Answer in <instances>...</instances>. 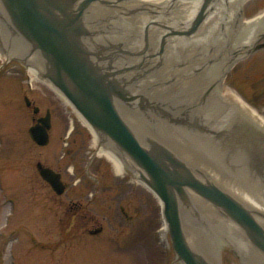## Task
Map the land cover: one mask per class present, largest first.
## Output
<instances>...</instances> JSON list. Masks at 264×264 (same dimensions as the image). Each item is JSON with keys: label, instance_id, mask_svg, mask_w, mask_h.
Returning <instances> with one entry per match:
<instances>
[{"label": "rangeland", "instance_id": "obj_1", "mask_svg": "<svg viewBox=\"0 0 264 264\" xmlns=\"http://www.w3.org/2000/svg\"><path fill=\"white\" fill-rule=\"evenodd\" d=\"M137 1L140 4L143 1L152 10L155 9L151 5L165 3V0ZM221 11L227 12L221 18L219 13L216 29L207 30L200 35L204 40V50L201 53L206 52L205 59L210 58L211 61L215 58L214 62L217 63L231 58L234 47L242 42L238 30H231L232 27H237V21H247L262 14L264 0H246L241 5L240 13L233 12L236 13L233 17V13L230 14L227 8ZM136 13L145 17L147 12ZM172 15L177 14L167 4L156 17L158 16L159 22L167 19L164 24L176 26L175 18H168ZM124 24H113L116 32L114 37L123 35L122 42L131 47L128 25ZM101 37L102 33H99L97 38ZM9 38L11 41L8 42H2L0 38V264H67V257L70 255L78 257L77 264H97L102 261L106 264H144L149 259V263H155L156 250L163 245L161 228L164 220L159 200L130 171L121 174L114 171L112 162L100 152L101 144L78 112L51 84L34 72L36 67L30 63L34 54L27 56L25 47L13 37ZM192 54L195 56V53ZM246 56L243 53L233 59L232 67L224 75L223 91L238 97L264 121V95L249 96L247 100L239 91L242 85L230 81L232 74L239 75L242 63L247 60ZM174 66V61L168 60L166 74L170 75ZM204 67H207L205 62ZM176 69L175 72H179ZM182 78L185 79V85L191 79L179 76L176 80L179 82ZM192 88L189 90L186 87L193 93L196 87ZM23 95L33 101L40 115H44L46 110L50 112V140L46 146L36 147L30 139L28 128L33 123V114L25 106ZM164 95L166 96L163 97ZM161 96L167 100L165 106L167 104L172 108H183L181 100H174L176 98L171 97L167 87L161 92ZM168 97L171 99L170 104ZM163 99L158 97L155 100L153 104H156V108H163L164 114L179 113L163 107ZM195 108L203 115L207 112L206 101L201 105L195 104ZM197 109L189 110L188 122L191 125L184 120L183 124L187 125L185 127L168 121L166 116L161 117L147 110L137 109L135 112L142 114V119L153 120L155 124L161 125L162 131L161 128L158 129L159 125L152 129L167 138L173 146L193 147L188 153L190 159L194 158L204 167L212 168L227 187L232 186L237 194L251 197L253 205L264 213V177L261 175L264 157H260L259 153L260 150L264 151V142L247 128L240 127L237 119L232 116L227 117L222 130L215 129L216 132L204 134L203 127L192 125H205L204 120L201 123L198 119ZM212 136L217 139L214 146L208 143ZM226 139L233 140V148L226 149V158L215 157L224 156L220 149ZM74 140L76 142L72 144ZM71 148L76 150L65 153ZM75 151L78 153L75 154ZM61 157L68 162L62 171L66 183L72 187L73 193L70 191L69 195L74 199H82L89 212L101 219L115 214L113 208H109L114 202L123 206L132 220L127 222L119 217L113 223H108L105 218L101 220L103 234L58 244L62 225L57 222V217L62 213L56 208L55 197L51 192L46 187H41L43 181L38 177L35 163L40 161L54 166ZM91 158L93 160L86 167ZM100 162L106 169H100ZM86 169L95 179L86 176ZM62 198L64 197L56 198V201L63 200ZM203 212L195 207L182 208L185 233H192L197 241L214 253L218 251L220 264H242L243 255L234 252L231 245H222L219 250L213 245L220 226ZM135 232L134 243L131 239ZM166 237L169 239L168 234ZM98 241L103 244L101 248L95 247ZM257 254L256 258L260 261V256L263 255L259 252Z\"/></svg>", "mask_w": 264, "mask_h": 264}, {"label": "water", "instance_id": "obj_2", "mask_svg": "<svg viewBox=\"0 0 264 264\" xmlns=\"http://www.w3.org/2000/svg\"><path fill=\"white\" fill-rule=\"evenodd\" d=\"M132 1L135 0H0V27L11 32V37L26 41L30 46L27 56L40 55V76L68 100L101 143H109L116 157L128 160L139 171L140 181L161 203L176 261L208 264L190 247L186 238L182 207H190L181 203L185 202L186 189L196 192L236 223L249 242L264 255V226L259 219L264 218L263 213L247 208L216 183L205 180L202 171L196 169L203 179L196 176L194 170L162 143L149 138H144L142 143L122 117L118 104L129 105L135 100L121 83L126 78L125 72L137 69L139 74L138 70L143 71L146 61L155 54L145 53L149 48L147 25L143 29L144 44L141 47L128 48L123 42L100 41L97 36L102 33V22L96 10L103 6L122 10V4ZM190 1L200 2L194 18L181 29L163 24L161 27L166 31L160 37L159 53H162L168 37H190L196 33L218 0ZM142 11L147 15L150 9L144 4L127 7L122 13L129 15ZM130 57H141L140 62L134 66L120 65L121 59L129 60ZM25 102L30 104L27 98ZM155 105L141 101L135 108L167 116ZM38 110L34 107L33 112ZM50 126L47 111L29 127L28 133L34 142L46 145ZM40 174L57 193L63 191L59 175L53 170L41 168Z\"/></svg>", "mask_w": 264, "mask_h": 264}, {"label": "bare ground", "instance_id": "obj_3", "mask_svg": "<svg viewBox=\"0 0 264 264\" xmlns=\"http://www.w3.org/2000/svg\"><path fill=\"white\" fill-rule=\"evenodd\" d=\"M245 1L246 0H218L213 9L210 11L211 14H208V17L203 21L202 25L196 33H194L190 37H168L162 53H159V42L160 37L166 30H164L161 26L167 22V19H165V22L163 21L164 23L159 22L158 16L156 17L157 13L160 12L161 8H166L168 4V8H170V10L174 12V14H177L176 16L172 15L171 17H168L170 20L172 18H175V21L177 23L176 26L170 25V27L181 29L191 23L199 8V1L165 0V3L163 5H158V3H155L151 5L155 10L150 9V12L146 15V17H142L137 14H135L134 16L130 14L128 16L123 15L122 12H124L127 7L139 5L141 2L139 3L138 1H132L122 4V6L124 7V9L122 8V10H117V8L110 9L101 7L96 11L100 14L99 20L102 22V37L100 39V41L102 42L105 41L113 44L118 42L120 43L124 40L123 35L117 38L114 37L116 32L113 29L114 26L112 23L117 24V22H121L125 24L127 23L129 36L132 40H134L136 44L138 43L139 45L142 39L141 32L144 29V26L147 25L146 32L150 44H148L149 48L145 53H154L155 56L149 61H146V66L143 68V71L138 70L139 74L134 71L125 72L124 75H126V78L122 77L123 80L121 79V83H124L129 95H134L135 100L130 102L129 105L120 103L118 104V109L122 117L131 127V129H133L138 134V136L140 137V141L143 143L144 138H149L150 140L162 143L167 148H169L180 160H182L192 170H194L193 172L196 176L202 178L198 173H196V169L202 171L204 173L203 177L205 180L216 183L222 189L242 202L247 208L256 212H261V210L257 209V207L253 205V199L251 197H247V195L240 193L237 194L232 186L227 187L228 185L226 186L225 182H223L218 176H216L212 168L204 167V165L196 162L194 158L190 159L188 153L189 151H191V149H194L193 147L191 148L173 146V144L170 143L167 138L162 137L159 133L152 129V127H158V129L160 130L161 128L162 131L161 125L155 124L153 120H144L141 118L142 114L135 112L136 105H139L141 101H144L145 103H154L155 100L158 99V97L159 99H163L161 96V92L167 87V90H170L171 97L176 98L174 100H178L179 98L182 103L181 105L183 106V108H172V106L167 104L165 106L167 100L163 99L164 102L161 103L163 107L171 108L174 112H179H171V114L166 113L168 121L170 120V122H172L173 120V123L175 124L183 125V127L187 126L184 124H190L188 122L189 110H191L192 108L196 110L197 108H195V104L201 105L202 102L206 101L205 111L207 110V112L203 113V115L200 114L202 112H199L198 109L196 112L198 119L201 121V123L202 120H204L205 125L197 126L192 123L194 127H203L204 134L214 131L216 132L215 129L222 130L227 117L230 118L232 116L237 119L240 127H243L244 129L247 128L258 139H261L262 142H264V121L262 120V118H260L253 109L242 103V101L238 97L232 94H227L223 91L224 75L225 72L228 71L229 68L233 65V59L236 56H242L244 50L248 49L249 46L259 38L264 37V12L250 20H241L239 22L237 21V27H232L231 30H238L239 37L240 39H242V42L234 47L233 55L231 56V58H228L226 61L222 59L220 63H217V61L214 62V60H216L215 58H212L211 61H209L210 58L206 60V52L201 53L204 50V40L200 38V35L204 34V32H206L207 30L216 29V22L219 13L221 18L227 12L221 10L223 8H227V10H230V14L236 11H239L240 13L241 5ZM234 14L236 13H233L231 17H233ZM106 28L107 30H105ZM10 33L11 32H9L8 30L0 27V38H2V42H8V40L11 41V39L9 38ZM13 38L16 40V42L21 43V45L25 47L26 52L29 51L30 46L26 43V41H23L22 39L19 40V37L17 36H13ZM192 53H195V56ZM196 55H198V57H196ZM140 58L141 57H130L129 60L121 59L120 65L122 63L128 65L130 63V66H134L140 62ZM168 60H173L175 64V66L170 70V75L166 74L165 72ZM30 61V63L36 67V70H34V72L36 74H40L42 66V58L40 57V55L34 54L30 58ZM204 62L206 63L207 67H204ZM176 68L179 69V72H175ZM136 70L137 69H135V71ZM179 76L191 79H189L188 84L185 85L184 78L180 79L179 82L176 80ZM128 79L131 81L129 82ZM192 86L196 87V90L193 91V93L192 91H189L193 89ZM186 87H189V90L186 89ZM165 96L166 95H164L163 97ZM170 103L171 99L169 98L168 104ZM160 111L162 113H165V110L163 108H161ZM155 125L159 126L156 127ZM209 135L205 136L207 137ZM208 143L214 146L217 144V139L212 136L209 138ZM233 143V140L231 141L230 139H226L222 148L220 149L221 154H223L224 156L215 157L226 158V149H232ZM101 146L102 147L100 148V152L112 162L114 171L117 174H121L125 169H129L133 172V176L135 177V179L139 181V171L135 169L128 160H122L121 158L119 159L118 157H116L117 155L112 151V146L109 145V143L103 141V143H101ZM243 150L246 151L245 149ZM247 153L249 154V152ZM259 153L261 154L260 157H264L263 150H260ZM226 163L231 164L227 161ZM261 175L262 177H264V170H262ZM262 180L264 182V179ZM185 198V202L181 203H186L189 207H195L197 210L199 209L200 211H204L214 221H217L218 225L220 226L218 227L220 230L215 235L216 238H214L213 242V245L216 246L217 250H219L222 245H231L236 252H240L243 255L242 264H264V256H260V261L259 258H256L258 257V251L252 246V244L246 238L243 230L236 223L225 217L217 208L208 203L193 190L186 189ZM262 224L264 226V222ZM166 231L167 225L166 223H164L161 228L162 238H165ZM186 238L190 247L194 249L198 254H200L208 262V264H220L219 256L217 254L218 251L214 253V251L209 249L205 244L197 241L198 239H196L192 235V233H187Z\"/></svg>", "mask_w": 264, "mask_h": 264}, {"label": "flooded vegetation", "instance_id": "obj_4", "mask_svg": "<svg viewBox=\"0 0 264 264\" xmlns=\"http://www.w3.org/2000/svg\"><path fill=\"white\" fill-rule=\"evenodd\" d=\"M243 53H246V62L242 63V67L240 69L239 75L233 76V74L230 77V81L233 83H238L242 85L241 89L239 90L242 96H245L248 100V97H257L264 95V37L259 38L257 41H255L252 45L249 46L248 49L244 50ZM232 67V66H231ZM26 98V95H23V99ZM28 99V98H27ZM30 104L25 106L32 111V125L37 123V120L41 117H44V115H40L39 111L37 113L33 112V109L35 107L32 100L29 99ZM48 111V110H47ZM49 112V111H48ZM50 114V112H49ZM51 121V116H50ZM51 129V128H50ZM49 140H50V130H49ZM31 141L36 147H43L46 145H39L36 142L32 140ZM75 140L72 142V144H75ZM49 143V142H48ZM76 150L74 148L67 149L65 153L69 154L70 151ZM78 152L75 151V154ZM91 160L87 163L86 167L89 166ZM64 162V163H63ZM71 164L73 162H70ZM68 165V162H65L63 157L59 159L57 162V165L50 166L45 163H41L40 161H36L35 167L38 171V177L40 180L43 181V184L41 187H46L51 194L55 197L54 204L56 203L58 208L62 215L57 217V222L62 225L61 227V235L58 241V244L62 245V242H73L77 240H82L86 237H96L101 234H103V227L101 226V220H104L105 218L108 219V223H113L116 218L121 217L123 221L130 222L132 220V216L128 215L125 208L121 205H117L116 203L112 202L111 205H109V208H113V212L117 215H111L109 217L104 216L102 219L98 216L92 215L89 210L87 209V205L84 204V201L82 199L73 198L71 195H69V192H72V187H69L64 179L63 169L64 167ZM100 169H106L105 166L100 162L99 164ZM41 168H48L53 170L56 174L59 175V180L62 183L63 191L60 193H57L52 186L42 178L40 174ZM86 176L89 179H95L93 176H91L87 169ZM74 189V188H73ZM76 190V189H74ZM73 193V192H72ZM62 198L63 200L56 201V198ZM118 213L120 215H118ZM132 239L134 240V243L136 242V232L133 233ZM88 239V238H87ZM163 240V245L157 249L156 251V259L155 263H149V260L146 261L144 264H181L178 261H176L175 253L171 247L169 239L165 236V238H161ZM34 241V238H33ZM33 243V242H32ZM101 241H98L96 243L95 247L101 248ZM148 257V256H147ZM77 256H68L67 257V264H77ZM74 262V263H73ZM97 264H106L103 261ZM110 264V263H109ZM133 264H143V263H133Z\"/></svg>", "mask_w": 264, "mask_h": 264}]
</instances>
